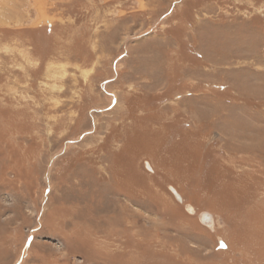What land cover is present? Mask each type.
I'll return each mask as SVG.
<instances>
[{
	"label": "rangeland",
	"instance_id": "obj_1",
	"mask_svg": "<svg viewBox=\"0 0 264 264\" xmlns=\"http://www.w3.org/2000/svg\"><path fill=\"white\" fill-rule=\"evenodd\" d=\"M0 264H264V0H0Z\"/></svg>",
	"mask_w": 264,
	"mask_h": 264
},
{
	"label": "water",
	"instance_id": "obj_2",
	"mask_svg": "<svg viewBox=\"0 0 264 264\" xmlns=\"http://www.w3.org/2000/svg\"><path fill=\"white\" fill-rule=\"evenodd\" d=\"M200 218H201V221H202L205 225H207V226H209V227H213V223H214V221H213V219H212V215H211L209 212L202 213ZM220 244H221V246H222L223 248L226 247V244L224 243L223 240L220 241Z\"/></svg>",
	"mask_w": 264,
	"mask_h": 264
},
{
	"label": "bare ground",
	"instance_id": "obj_3",
	"mask_svg": "<svg viewBox=\"0 0 264 264\" xmlns=\"http://www.w3.org/2000/svg\"><path fill=\"white\" fill-rule=\"evenodd\" d=\"M150 167H151V165H149ZM212 219H213V217H212ZM214 221V220H213Z\"/></svg>",
	"mask_w": 264,
	"mask_h": 264
}]
</instances>
